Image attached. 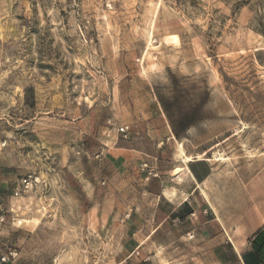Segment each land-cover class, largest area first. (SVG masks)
Instances as JSON below:
<instances>
[{"label": "rangeland", "instance_id": "374dc122", "mask_svg": "<svg viewBox=\"0 0 264 264\" xmlns=\"http://www.w3.org/2000/svg\"><path fill=\"white\" fill-rule=\"evenodd\" d=\"M158 94L203 119L154 142ZM116 138L180 191L154 232L144 181L97 157ZM190 170L209 176L177 207ZM1 179L0 264H241L264 228V0H0Z\"/></svg>", "mask_w": 264, "mask_h": 264}, {"label": "crops", "instance_id": "0c3cea01", "mask_svg": "<svg viewBox=\"0 0 264 264\" xmlns=\"http://www.w3.org/2000/svg\"><path fill=\"white\" fill-rule=\"evenodd\" d=\"M163 118H164V123L160 128H157L155 126H152L150 129L148 128V133H150L153 136L154 142L156 143L163 142L164 138L175 139V136L173 134L169 122L166 119V116L163 115ZM132 138L134 139V136H132ZM145 155L146 153H144V151H142L139 147L135 145L134 140L133 141L122 140L116 138L110 144H108V147L104 150V152H102V154L98 155L97 157H99L102 162L107 164L108 169L112 171L113 176L124 175L132 179L138 175L140 176V180L144 181L143 174L141 173L140 170H136V165H138L139 161H143V162L147 161L144 158ZM151 163L154 164L153 162ZM183 175H186V177H188L189 179L188 183L190 185L194 184L196 186H194V188L187 193V196L177 204V207L188 201L189 197L193 195V192L199 188V182L197 181L195 175L199 178L200 182H204L206 177L209 176L208 174L206 176L200 177L196 173L194 175L192 171L188 172V174L184 172ZM88 178L89 181H87V183H89L90 187H93L92 185L94 182L92 176H87V179ZM171 181L172 178L168 179L167 173H165L163 170H159V177L152 178L148 182L144 181V185L147 186V192L156 198L158 205H160L159 202L161 201V199H164L165 201H168L173 205L174 203H176L174 201L178 200L180 191L176 189L177 187L172 186ZM14 182L15 180L12 179L0 180V209L1 208L3 209L4 215L7 214L10 210L13 211L14 209L15 204L13 203V200L11 201V199L8 197L10 195V192L13 190L12 187L14 186L13 184ZM172 188H175L179 192H176V194L172 193L170 198L168 193L171 192ZM87 201H89V203H91L90 206L93 207L92 200H88L87 198ZM86 203H87L86 201L82 202V204L85 205ZM162 203L164 204V202H161L158 213L155 216V218L158 220L157 221L158 223L152 232L156 231L159 228V226L165 223L167 219L171 216V214H173V212L176 210L175 207L169 213H165L163 212ZM242 245L243 244H241L240 247H243ZM251 249H252V244L251 241H249L248 247L242 250V253L249 252L251 251ZM234 253L238 257L240 263L245 264L242 259V253H240L238 250H235Z\"/></svg>", "mask_w": 264, "mask_h": 264}, {"label": "trees", "instance_id": "16d2710c", "mask_svg": "<svg viewBox=\"0 0 264 264\" xmlns=\"http://www.w3.org/2000/svg\"><path fill=\"white\" fill-rule=\"evenodd\" d=\"M178 87V80L173 79ZM160 103L167 115L173 134L177 139L183 138L190 127L200 121L201 104H190L183 106L180 104L179 96H174L172 100H167L158 94ZM174 215V213H173ZM252 249L249 252L242 253V259L245 264H264V228L258 231L251 239Z\"/></svg>", "mask_w": 264, "mask_h": 264}, {"label": "built area", "instance_id": "2783aa9c", "mask_svg": "<svg viewBox=\"0 0 264 264\" xmlns=\"http://www.w3.org/2000/svg\"><path fill=\"white\" fill-rule=\"evenodd\" d=\"M120 132L123 133L124 137L127 138L128 134L126 132V129L124 127H121L119 129ZM140 171L143 174L144 181H150L152 178L159 177V170L156 164H152L151 162L145 161L140 166ZM40 182V178L28 175L27 177L23 178L21 181V186L18 190L15 191V196L22 195L23 193L29 192L33 189L34 185ZM130 216V214H128ZM4 221V216L0 215V222ZM17 255L16 251H10L7 256H3L1 258V261L3 263H6L11 258H15Z\"/></svg>", "mask_w": 264, "mask_h": 264}, {"label": "bare ground", "instance_id": "6f19581e", "mask_svg": "<svg viewBox=\"0 0 264 264\" xmlns=\"http://www.w3.org/2000/svg\"><path fill=\"white\" fill-rule=\"evenodd\" d=\"M187 160H189L190 158L189 157H186Z\"/></svg>", "mask_w": 264, "mask_h": 264}]
</instances>
